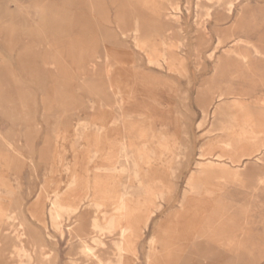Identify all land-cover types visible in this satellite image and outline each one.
I'll return each mask as SVG.
<instances>
[{
    "label": "rangeland",
    "instance_id": "374dc122",
    "mask_svg": "<svg viewBox=\"0 0 264 264\" xmlns=\"http://www.w3.org/2000/svg\"><path fill=\"white\" fill-rule=\"evenodd\" d=\"M228 1L0 0V211L18 217L15 224L27 228L50 264H80L89 235L84 230L94 217L86 210L64 221L61 231L51 220V204L65 196L71 179L93 175L106 163L108 144L123 137L135 146L149 142L159 157L163 136L170 153L161 158L168 162L141 163L139 179H114L118 192L120 183L131 184L136 198L144 197L141 185L161 180L159 188L169 193L155 200L150 225L138 216V256L125 253L122 263L264 264V185H258L264 165L251 172L247 159L236 165L214 157L212 167H196L209 161L202 153H223L218 142L227 134L217 130L215 104L240 102L264 112V60L218 67L237 40L239 52L250 53L251 46L264 51V0ZM161 53L186 70L149 63L150 54ZM120 117L122 124H111ZM86 119L98 125L82 124ZM240 127L235 124L232 133ZM259 129L264 132V124ZM238 169L249 178L237 179ZM192 174L196 190L187 185ZM182 202L198 215L201 238L176 228L179 215H188ZM215 208L220 216H213ZM211 218L216 222L208 227ZM211 229L220 236H211ZM10 234L9 225L0 224V264L9 261Z\"/></svg>",
    "mask_w": 264,
    "mask_h": 264
},
{
    "label": "bare ground",
    "instance_id": "6f19581e",
    "mask_svg": "<svg viewBox=\"0 0 264 264\" xmlns=\"http://www.w3.org/2000/svg\"><path fill=\"white\" fill-rule=\"evenodd\" d=\"M205 1L209 2V1H213V0H205ZM217 1L224 2L226 0H217ZM229 1L231 2V0H229ZM205 9L207 11L209 8L206 7ZM204 16H206V15H204ZM134 30L136 33L139 32L138 31V24L136 25V29H134ZM134 30H133V32H134ZM135 38H136V36H135ZM135 40H137V38ZM141 41L143 42V40H141ZM217 42H219V41H217ZM145 43H147V45H148V42H144V44ZM234 43H235L234 46L228 48L224 52L222 51L223 52V58L221 59V62L219 61L220 62L219 64L217 63L218 67L221 68V65L234 67V64H237V63H241L247 67L248 64L252 60H264V51L262 49H260L259 47L250 45L251 46L250 47V53H242V52H239L237 50V48L240 46L241 42L239 40H237ZM136 45H137V43H136ZM138 45H139V43H138ZM167 46H168V44H167ZM172 46H175V44L173 43ZM175 47H177V46H175ZM139 48H141V50H142V47H139ZM155 52H157V51H155ZM148 53H150V52H148ZM150 55L152 57L149 58V63L152 65H156V66L161 67L163 64H166V66H168L170 69H173V70H181L183 72L186 70L183 67V64H181L180 67L176 68L177 64H174L175 60H172L166 54L161 53V55H159V56L158 55L153 56V54H150ZM148 57H150V56H148ZM209 57L213 58L214 52ZM147 65H149V64H147ZM214 66H217V65H214ZM214 72H215V70H214ZM176 74H178V73H176ZM236 75H238V74H236ZM229 92L230 91L228 89L225 91H221V93H220V95H218V97L221 100L224 96L228 95ZM236 98H234V99L236 100ZM234 99L232 101H234ZM239 99H240V97H239ZM227 101H228V99H227ZM212 114L214 115L213 117H215V120L217 121L216 122L218 125L217 130L222 132V133L227 134V138L225 140L218 142V145L223 147V153L218 154V155H216V154L214 155L210 152V150H208L209 151L208 153L206 151L207 154L202 153V155L200 157H206L205 158L206 160L213 159L214 157H216V160L228 158L231 161V163L236 164V165H239V163L242 160L247 159L249 161V164L246 167V171L251 170V172L253 169H255L254 170V172H255L256 169L258 170L261 167H263L262 165H264V132H262L259 129V127L261 124H264V112H261V110L256 109V108H252L248 104H242L240 102H236L234 105H227V107H225L224 105H217L216 106V104H215V108H214V111ZM239 114H242V115L239 116ZM118 121H119V119H116L111 124H115V123L122 124L123 123L121 117H120V121L119 122ZM237 123H239L241 125L240 132H238L237 134H233L232 128ZM82 124L98 125L96 123L90 122V119L84 120ZM204 124H202V125H204ZM102 125H105V124H102ZM138 137L143 138L144 137L143 132L140 133ZM165 141H166V138L163 136L157 142V146L162 149V153L160 154L159 157L157 156L156 152L151 148L150 143L147 141L141 143L139 146H135L134 143L133 144L128 143V140L126 137H123L122 141L110 142L108 144V146L106 147V152L104 153V156H105L104 161L106 163L102 164V165H97L94 169L93 175L86 174V176H82V175L76 176V177L74 176L69 183V186L67 188L68 192L65 194V196H61L60 198H57L56 200L53 201V203L51 204L52 207H51V210L49 212V216H50L51 220L55 223L58 231H61L62 224L64 221H67V220L70 221V220H73L75 218H79L82 216V214L86 210L87 211H89V210L94 211V217L91 218L92 220H90L91 222H89L90 223L89 224L90 230L89 231L84 230L85 235H88V234L89 235H88V239L84 238L86 240L84 241L83 247L80 250V255H81L80 264H123L122 263V257L124 256L125 253H135V255L138 256L136 254V241H138L139 240L138 238H140L141 234L139 235V231H141V230H139L140 228L139 229L137 228L138 230L136 229L137 218L140 214H142L143 219H144V224L147 227L152 216H153V214H154V211H155V210L153 211V207L155 206V200L158 199L159 197L161 198V196H164L165 194L168 195L169 193L164 192L162 189L159 188L160 186L162 188H164V186H162L163 182L160 183L162 181L161 180L160 182L156 181L155 185H154V183H151L153 185L147 184V183L145 185H141L142 187H139V188L142 189L141 192L143 191L142 196H144V197L136 198V194L135 193L133 194L134 190H133V186L131 184L120 183L119 186L123 188V191L118 192L116 190L118 186H117L114 179L118 176H126V177L130 176V178H131V176H134L135 178L139 179L141 176L140 174H141V169H142L141 163H145V165L146 164L150 165L153 162H157V161H160L162 163L168 162V160L165 161L162 159L166 155V153H170V147H169L168 143ZM139 142H142V141L140 140ZM117 148H119V151L116 150ZM207 149H208V147H207ZM208 155H213V156H208ZM253 158H255L256 160H253ZM169 159H170V161L174 160L173 154H171L169 156ZM92 161H95V159ZM181 164L179 166H181ZM212 165H213V161L209 160L207 163H197L196 167H198L199 169H202L203 167H206V166L212 167ZM226 167H228V166H226ZM228 168H230V167H228ZM242 169L243 168H241V170ZM159 170H161V169H159ZM239 170L240 169H238L235 173V177L237 179L242 178V177H244L246 179L249 178L247 172L242 173V171L240 172ZM155 172H157V171H155ZM162 172H163V170H162ZM198 172L204 173L202 171H198ZM233 172H235V170ZM254 172H253V174H254ZM151 173H152V171H151ZM143 174H144V171H143ZM146 174H147V172H146ZM154 174L155 173H153L152 176L155 177V175L157 173L155 175ZM230 174H233V173L231 172ZM157 175L159 176V174H157ZM181 176H182V174H181ZM203 176H201V177H203ZM212 176H216V175H212ZM226 176L224 177V179L226 178ZM146 178H147V175H146ZM146 178L144 176V180H146ZM156 178H157V176H156ZM159 178H161V179L163 178V180H164L165 177L163 176V177H159ZM236 178H235V181H236ZM152 179H153V177L150 178V180H152ZM224 179L222 181H224ZM187 181H189V184L187 183V185H190L192 190H196L197 184L199 181L197 180V178L193 174L190 177V179H188ZM239 181H240V179H239ZM239 181H237V182H239ZM227 182H228V180H227ZM231 182H234V181L231 180ZM237 182H236V184H237ZM222 183H225V182H222ZM216 184H218V183H216ZM258 185L263 186L264 180L259 179ZM212 187H213V185H212ZM135 191H137V190H135ZM138 191L140 192V190H138ZM169 191L171 192L170 189H169ZM185 191H187V190H185ZM186 193H189V191ZM193 196H194V194H193ZM186 200H187V198H186ZM85 202L87 203L86 205H88V206H86V208L82 209L81 205ZM189 202H191V201H188V204H189ZM219 205H220V203H219ZM181 206L183 207V210L188 213L189 216L187 214H185V217L179 215V217L177 218L176 228H178L179 230L183 229L184 232L186 230L185 233H187V236H189V234L192 236V234H193V236L195 238H197V239L199 237L201 238V234L203 235V233H201V231H200V226H203V225L200 224L198 215L196 213L190 215L191 210L187 209V207H186L187 205H185L184 202H182ZM213 213H214L213 216H216V217L220 216L219 215V208H215ZM42 215H44V209H42ZM18 220L19 219L17 216H13V215L6 216L2 211H0V224L9 225V227L11 228V234L9 236L10 241H7L9 243H8L7 248H6V252L8 254V256H6V257L9 258V261L7 260L8 261L7 264H50L49 259H48L49 258L48 256H50V255L44 254L43 249L39 248L34 243V240L28 234L27 228L25 229L23 224H20V223L15 224V222ZM207 221L209 222L208 227L213 226L214 222H216V220H214L212 218L210 220L208 219ZM186 226H187V228H186ZM53 227H54V225H53ZM145 229H147V228H145ZM179 230H178V232H179ZM211 231H212V229H211ZM180 232H181V230H180ZM92 234H95V236ZM116 234H118V238L116 240L112 241L111 243L105 242L106 238L112 237L114 235L116 236ZM142 236H144V234ZM211 236H213V237L220 236V233H219V231H217L215 229L212 231ZM228 236H230V235H228ZM2 238H4V237L2 236ZM251 238H253V237H251ZM262 238H264V237H262ZM4 240H5V238H4ZM4 240H3V243H4ZM0 242H1V240H0ZM2 246H4V244ZM44 250H46V249H44ZM2 251H4V250H2ZM153 251H152V254H153ZM156 253H157V251H156ZM39 255H40L41 259L39 258L40 261L38 262L37 259H38ZM149 255H151V254L149 253ZM152 256L153 255H151L150 257H152ZM150 257H149V259H150ZM116 258L118 259V261L114 260ZM72 264H74V263L72 262Z\"/></svg>",
    "mask_w": 264,
    "mask_h": 264
}]
</instances>
